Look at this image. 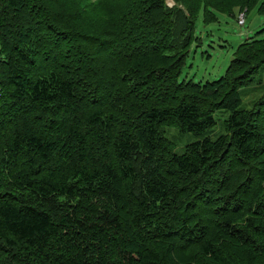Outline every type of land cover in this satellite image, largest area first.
<instances>
[{"label": "trees", "instance_id": "1", "mask_svg": "<svg viewBox=\"0 0 264 264\" xmlns=\"http://www.w3.org/2000/svg\"><path fill=\"white\" fill-rule=\"evenodd\" d=\"M234 9L264 0H0V264H264V29L179 80Z\"/></svg>", "mask_w": 264, "mask_h": 264}, {"label": "rangeland", "instance_id": "2", "mask_svg": "<svg viewBox=\"0 0 264 264\" xmlns=\"http://www.w3.org/2000/svg\"><path fill=\"white\" fill-rule=\"evenodd\" d=\"M174 0H164L167 7L173 5ZM240 11V10H238ZM234 9L233 17L216 14L215 23L202 24L197 18L195 21V36L197 41L190 47L179 74V80H191L192 82H210L218 79L226 70L232 53L237 45L262 29H264V15L258 14L252 9L243 15ZM239 17L243 19V25L238 26ZM106 48V47H105ZM37 67V65H34ZM256 85L241 90L240 101L243 108H248L264 87V67L259 71ZM228 115L225 111L215 113V131L220 127V121ZM223 117V118H222ZM222 118V119H220ZM215 131L209 133L211 138ZM169 141L175 143L174 152L182 153L186 143L197 140L191 133H178L174 128H168L165 132ZM179 251V250H178Z\"/></svg>", "mask_w": 264, "mask_h": 264}, {"label": "built area", "instance_id": "3", "mask_svg": "<svg viewBox=\"0 0 264 264\" xmlns=\"http://www.w3.org/2000/svg\"><path fill=\"white\" fill-rule=\"evenodd\" d=\"M239 25H241L243 23V18L242 17H239V20L237 22Z\"/></svg>", "mask_w": 264, "mask_h": 264}]
</instances>
